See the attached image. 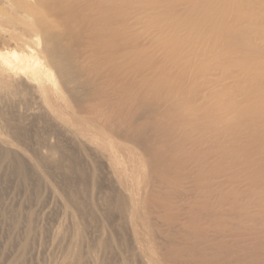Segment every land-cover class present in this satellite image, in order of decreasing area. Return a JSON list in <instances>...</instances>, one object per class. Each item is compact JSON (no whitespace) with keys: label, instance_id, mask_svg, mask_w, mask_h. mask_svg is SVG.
<instances>
[{"label":"bare ground","instance_id":"bare-ground-1","mask_svg":"<svg viewBox=\"0 0 264 264\" xmlns=\"http://www.w3.org/2000/svg\"><path fill=\"white\" fill-rule=\"evenodd\" d=\"M9 2L0 94L106 175L100 257L264 264V0Z\"/></svg>","mask_w":264,"mask_h":264},{"label":"rangeland","instance_id":"rangeland-1","mask_svg":"<svg viewBox=\"0 0 264 264\" xmlns=\"http://www.w3.org/2000/svg\"><path fill=\"white\" fill-rule=\"evenodd\" d=\"M8 51L19 53L0 35V55ZM0 96V264H127L123 251L99 255L111 241L100 223L113 191L104 172L89 171L52 124L25 116L32 105L20 95Z\"/></svg>","mask_w":264,"mask_h":264}]
</instances>
